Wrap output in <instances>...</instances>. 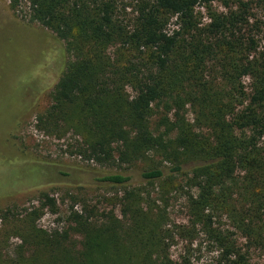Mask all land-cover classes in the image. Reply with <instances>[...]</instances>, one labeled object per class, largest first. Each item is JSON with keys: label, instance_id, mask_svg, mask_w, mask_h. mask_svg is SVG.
<instances>
[{"label": "trees", "instance_id": "16d2710c", "mask_svg": "<svg viewBox=\"0 0 264 264\" xmlns=\"http://www.w3.org/2000/svg\"><path fill=\"white\" fill-rule=\"evenodd\" d=\"M136 2L125 23L114 1L10 0L18 13L27 4L29 21L48 31L28 27L40 37L45 58L18 84L22 102L0 91L1 119L11 122L3 130L8 149L0 170L39 163L11 140L54 88L53 104L38 116L40 128L59 138L73 132L80 139L75 152L102 165L161 157L170 166L145 169L144 181L187 175L196 189L188 200L193 227L202 224L230 264H253L233 231L211 223L225 215L248 247L264 251V50L249 29L257 26L253 10H264V0ZM215 2L225 11L215 10ZM200 7L208 12L206 23ZM64 51L72 58L62 72L57 63ZM212 63L216 76L207 75ZM99 180L125 188L123 219L74 211L73 225L47 232L36 222L46 206L57 212L49 194L31 210L7 207L0 211L5 236L21 243L16 258L0 253V264H179L170 259L141 189L127 188L132 177L108 173ZM9 189H0V198Z\"/></svg>", "mask_w": 264, "mask_h": 264}, {"label": "rangeland", "instance_id": "374dc122", "mask_svg": "<svg viewBox=\"0 0 264 264\" xmlns=\"http://www.w3.org/2000/svg\"><path fill=\"white\" fill-rule=\"evenodd\" d=\"M102 1V0H85ZM114 1L116 14L125 23L135 16L134 5L136 0H104ZM221 12L225 8L221 2H215L212 6ZM24 11L15 12L10 5V0H0V91L8 92L17 101L23 100L22 88L18 85L22 80L33 76L37 72V66L45 58L41 55L42 41L36 32L48 31L41 24L29 21V6L23 5ZM203 15V22L208 21L207 10L197 8ZM253 13L255 20L251 21L249 29L259 43V50H264V10L255 6ZM22 15L24 17H22ZM260 26V28H257ZM173 28V26H171ZM250 33V32H249ZM113 51V50H112ZM72 57L63 52L57 63L62 72L66 70L67 63ZM216 63L209 64L207 75L216 76L218 68ZM16 86V87H15ZM54 88L46 93L36 108L29 113L15 130L11 146L19 149L30 160L38 163L27 167H8L0 170V189H7L0 198V211L7 207L17 206L19 209L30 210L41 206L44 195L47 193L56 200L57 212L46 206L42 210L41 217L37 220L38 228L47 232L64 231L73 225L70 222L74 211L84 213L94 211L101 218L104 213H114L118 219H123L122 203L124 199V187L105 186L99 180L108 173H124L132 177L127 188H139L144 197V205L151 207L154 218L159 220L161 230L165 236L164 243L172 261L179 264H230L222 259L219 247L215 240L206 233L202 224L194 228L190 222L188 209L189 195L196 189L190 187L187 175H165L162 180L147 182L141 177V173L150 167H168L170 163L163 162L162 158L150 154L144 161L134 165L114 164L102 165L94 160H87L75 152L80 141L73 132H69L59 138L47 133L39 127L38 116L53 104ZM29 98V97H28ZM27 98V99H28ZM187 118L192 119L191 112ZM1 119L0 116V162L3 161L2 151L8 149L5 145V132L11 125ZM158 118L155 117L154 121ZM5 126V127H4ZM9 157L8 155H5ZM43 163L53 164L51 169ZM5 165V164H4ZM18 181V183H15ZM43 181V182H42ZM38 183L35 185L29 184ZM42 182V183H40ZM1 217V215H0ZM213 227L220 230H231L235 233L241 248L248 251L253 264H264V251L248 247L245 238L232 226L225 215L218 214L213 219ZM127 226V225H126ZM77 239L78 236L74 235ZM21 243L16 236H5L4 223L0 218V253L4 258L17 257V246Z\"/></svg>", "mask_w": 264, "mask_h": 264}]
</instances>
